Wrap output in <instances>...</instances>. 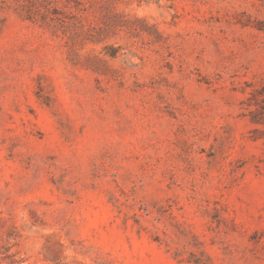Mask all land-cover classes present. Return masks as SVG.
<instances>
[{
    "label": "rangeland",
    "instance_id": "1",
    "mask_svg": "<svg viewBox=\"0 0 264 264\" xmlns=\"http://www.w3.org/2000/svg\"><path fill=\"white\" fill-rule=\"evenodd\" d=\"M0 264H264V0H0Z\"/></svg>",
    "mask_w": 264,
    "mask_h": 264
},
{
    "label": "trees",
    "instance_id": "2",
    "mask_svg": "<svg viewBox=\"0 0 264 264\" xmlns=\"http://www.w3.org/2000/svg\"><path fill=\"white\" fill-rule=\"evenodd\" d=\"M258 96H257V89H254V90H252L251 91V96H250V98H257ZM255 121H258V120H260V119H254Z\"/></svg>",
    "mask_w": 264,
    "mask_h": 264
}]
</instances>
